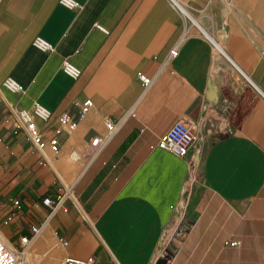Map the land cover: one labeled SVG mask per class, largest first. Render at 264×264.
Instances as JSON below:
<instances>
[{"label":"crops","instance_id":"obj_1","mask_svg":"<svg viewBox=\"0 0 264 264\" xmlns=\"http://www.w3.org/2000/svg\"><path fill=\"white\" fill-rule=\"evenodd\" d=\"M75 1L80 8L0 0V231L19 245L47 220L29 264L69 255L157 264L182 210L185 229L159 264H264V0H188L193 22L168 0ZM36 37L54 50L36 48ZM65 61L82 70L78 79L63 72ZM7 78L25 92L6 90ZM86 100L93 106L80 117ZM35 103L52 112L37 120L42 151L13 113ZM63 114L78 126L53 151ZM108 118L123 125L96 153L91 142L107 134ZM181 120L198 137L185 157L158 147ZM65 193L49 217L43 199Z\"/></svg>","mask_w":264,"mask_h":264},{"label":"built area","instance_id":"obj_2","mask_svg":"<svg viewBox=\"0 0 264 264\" xmlns=\"http://www.w3.org/2000/svg\"><path fill=\"white\" fill-rule=\"evenodd\" d=\"M168 1L171 6L179 11L188 21L193 22L191 14L189 15V11L186 6L188 0ZM60 3L70 9H78L81 7L80 4L75 0H60ZM185 10L188 13L185 12ZM96 27L103 32H107L100 25H97ZM33 45L44 52H51L54 50V47L41 37H36L33 40ZM170 55H177V48L171 50ZM62 69L67 76L74 80L78 79L82 73V70L70 61H65ZM139 80L145 88H148L152 82L151 79L146 76H139ZM2 86L12 93L23 94L25 92L24 87L12 78H7L4 80ZM92 106L93 104L91 100H86L81 106H79L78 114L80 117L85 116L90 111ZM13 113L15 115L17 127L26 134V136L38 150L42 151L45 148V145L42 141V131L38 127L37 120L40 119L44 122L49 121L52 117V112L46 107L35 103L29 109H21L14 111ZM58 123V126L55 128L56 135L49 140L50 147L53 151L59 150V140L57 136L64 131L72 132L78 126V121L73 119L69 114H63L59 116ZM122 123V119L111 120L108 118L105 120L107 134L104 137H96L91 142V145L93 146L96 153H99L101 150H103L111 141V139L118 134L123 125ZM197 141L198 137L195 132H193L191 126L186 121L181 120L177 121L159 140L158 147L171 152L175 156L185 157L188 155L190 149L196 144ZM68 196V193H65L62 196H59L56 200H53L50 197L43 199V205L50 208V213L48 214L49 217L55 214V212L63 206L65 199ZM14 205L18 206L19 201H15ZM46 223L47 220L41 225L32 226L30 234L22 236L18 246L9 245L0 236V264H28L27 255L30 252V248L41 235L42 229ZM226 244L227 246L231 247H239L241 246V241L231 240ZM63 264H93V259L89 258L87 260H81L69 255L64 259Z\"/></svg>","mask_w":264,"mask_h":264},{"label":"rangeland","instance_id":"obj_3","mask_svg":"<svg viewBox=\"0 0 264 264\" xmlns=\"http://www.w3.org/2000/svg\"><path fill=\"white\" fill-rule=\"evenodd\" d=\"M204 149V147H203ZM195 181H194V189L197 188L199 193L203 192V186H202V177L200 176L199 171H196L194 175ZM203 194V193H202ZM185 212V211H184ZM182 210H179L173 219L170 221L169 225L167 226L163 239L161 241V244L159 246L158 252H157V259L158 263L160 262H167L169 258L172 255L173 249L175 248V242L179 237V234L181 231L185 229L184 227V219L185 213ZM6 224L3 223V226ZM0 236L9 244V245H14L11 242L8 241V239L3 235L2 231H0ZM18 246V245H14ZM29 255V254H28ZM27 255V256H28ZM30 260V255L27 257ZM29 264V262H28Z\"/></svg>","mask_w":264,"mask_h":264},{"label":"bare ground","instance_id":"obj_4","mask_svg":"<svg viewBox=\"0 0 264 264\" xmlns=\"http://www.w3.org/2000/svg\"><path fill=\"white\" fill-rule=\"evenodd\" d=\"M28 256H29V255H28ZM28 256H27V257H28ZM29 261H30L29 258H27V262H29Z\"/></svg>","mask_w":264,"mask_h":264}]
</instances>
